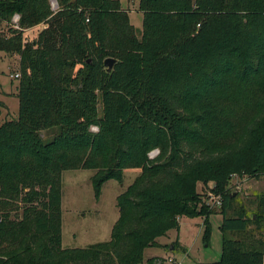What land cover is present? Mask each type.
<instances>
[{
	"label": "trees",
	"instance_id": "1",
	"mask_svg": "<svg viewBox=\"0 0 264 264\" xmlns=\"http://www.w3.org/2000/svg\"><path fill=\"white\" fill-rule=\"evenodd\" d=\"M56 1L0 0V52L20 68L18 116L1 121L0 100V264H154L145 251L182 218L203 217L207 241L214 214L217 263L264 264V194L231 192L264 177V0H139L141 32L121 0ZM77 170L95 171L96 199L141 172L109 241L64 248L63 173ZM210 184L218 208L198 190Z\"/></svg>",
	"mask_w": 264,
	"mask_h": 264
},
{
	"label": "rangeland",
	"instance_id": "2",
	"mask_svg": "<svg viewBox=\"0 0 264 264\" xmlns=\"http://www.w3.org/2000/svg\"><path fill=\"white\" fill-rule=\"evenodd\" d=\"M52 9H58L56 0L52 2ZM123 9L129 11L132 25L138 32L142 31L144 15L139 11V0H121ZM43 25L25 31V40L31 42L38 37ZM0 31L8 34V25H0ZM20 75L19 57L0 52V100L4 101L2 92H17ZM7 109H3L1 121L16 118L19 113V100L17 97L7 98ZM57 129H53V131ZM53 131H44L45 140L51 138ZM93 131H97L93 128ZM157 150H154V153ZM149 154V157L151 154ZM157 156V155H156ZM155 156V157H156ZM138 170H126L122 183L111 180L107 182L99 199L95 198L92 177L95 171L77 170L63 173V247L84 248L89 245L109 241L113 226L119 217L117 198L122 194L139 175ZM212 184L208 188L199 185L198 190L206 193L208 202L213 203L212 197L217 196L212 192ZM231 192L239 195V201L248 202L256 196L264 194V177L261 179L235 178L231 183ZM212 205V204H211ZM219 205L216 206L218 208ZM210 235L205 241L204 218L184 217L180 220V229L171 230L166 237L159 238L161 247L149 248L145 251V258L167 254L177 256L184 264H217L222 249V216L211 215L209 218ZM180 240L184 247L178 243L175 251L174 244ZM173 248V250L171 249ZM164 255V256H167ZM164 256H156L162 258ZM155 259V260H156Z\"/></svg>",
	"mask_w": 264,
	"mask_h": 264
},
{
	"label": "built area",
	"instance_id": "3",
	"mask_svg": "<svg viewBox=\"0 0 264 264\" xmlns=\"http://www.w3.org/2000/svg\"><path fill=\"white\" fill-rule=\"evenodd\" d=\"M53 1H54V0H51V4H52ZM19 20H20L19 15H15L14 18H13V23L17 25L18 22H19ZM17 27H18V26H17ZM14 77H15V78H19L20 75H19V74H16ZM158 154H159V151L157 150V151H155L154 153L151 154L150 158L153 159V158H155V156L158 155ZM216 198H217V200L215 199L214 196L212 197L213 203H214V204H217V205L220 206V204H221V198H220V196H217ZM213 203H212V204H213ZM154 264H184V263H183V260L178 259L177 256H174V255H167V256H164V257H162V258H158V259L155 261Z\"/></svg>",
	"mask_w": 264,
	"mask_h": 264
},
{
	"label": "crops",
	"instance_id": "4",
	"mask_svg": "<svg viewBox=\"0 0 264 264\" xmlns=\"http://www.w3.org/2000/svg\"><path fill=\"white\" fill-rule=\"evenodd\" d=\"M17 93H18V87H17V92H16V93H13V92H11V93H10V92H2V95H4V96H5V99L7 100V98H9V96H10V97H11V96H13V97H17ZM6 100H4L3 102H4L6 105H8ZM1 101H2V100H1ZM140 172H141L140 170L137 171L138 174H140ZM137 177H138V176H137ZM118 218H119V217H118ZM117 220H118V219H117ZM178 241H179V243L184 247V245L182 244V242H181L179 239H178ZM63 246H64V245H63ZM64 248H65V247H64ZM172 250H173V249H172ZM164 255H167V254H160V255H156V256L158 257V256H164ZM156 256H155V257H156ZM153 257H154V256H153ZM145 259L147 260L148 258H145ZM195 264H202V263H197V262H196ZM217 264H218V263H217Z\"/></svg>",
	"mask_w": 264,
	"mask_h": 264
},
{
	"label": "water",
	"instance_id": "5",
	"mask_svg": "<svg viewBox=\"0 0 264 264\" xmlns=\"http://www.w3.org/2000/svg\"><path fill=\"white\" fill-rule=\"evenodd\" d=\"M117 63V60L112 59V58H108L105 60V68L107 69L108 72H110L111 70H113L114 65ZM173 249V248H171Z\"/></svg>",
	"mask_w": 264,
	"mask_h": 264
}]
</instances>
